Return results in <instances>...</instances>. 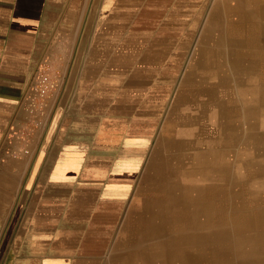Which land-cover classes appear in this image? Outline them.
I'll return each mask as SVG.
<instances>
[{
    "label": "crops",
    "instance_id": "1",
    "mask_svg": "<svg viewBox=\"0 0 264 264\" xmlns=\"http://www.w3.org/2000/svg\"><path fill=\"white\" fill-rule=\"evenodd\" d=\"M198 58L215 76L210 59L231 61L241 84L209 81L247 109L264 0H0V264H125L137 221L162 217L216 149L212 116L164 130ZM43 64L58 86L40 99ZM261 112L232 121L231 153L262 158Z\"/></svg>",
    "mask_w": 264,
    "mask_h": 264
},
{
    "label": "bare ground",
    "instance_id": "2",
    "mask_svg": "<svg viewBox=\"0 0 264 264\" xmlns=\"http://www.w3.org/2000/svg\"><path fill=\"white\" fill-rule=\"evenodd\" d=\"M203 61L198 58L191 62L166 131H174L181 122L189 126L183 132L202 133L208 124L205 118L212 116L218 134L214 140L216 149L201 148L196 154L192 174L185 175L181 199L163 203L162 217L137 221L130 240L132 252L129 259L122 261L125 264H264V134L255 139L254 125L249 123L253 126L249 144L262 150V158L258 159L231 153V144L241 138L226 137L233 120L250 119L264 109V72L243 71L253 81L250 88L255 99L245 109L237 106L238 97L227 102L224 91L213 87L209 78L214 73L208 75ZM209 61L214 69L227 68L216 71V83L228 84L231 79L242 83L243 75L229 59ZM234 127L242 130L239 125ZM236 165L243 166L244 171H237ZM193 174L199 178L189 179ZM254 180L258 184L253 186Z\"/></svg>",
    "mask_w": 264,
    "mask_h": 264
},
{
    "label": "built area",
    "instance_id": "3",
    "mask_svg": "<svg viewBox=\"0 0 264 264\" xmlns=\"http://www.w3.org/2000/svg\"><path fill=\"white\" fill-rule=\"evenodd\" d=\"M58 86V82L51 76L49 72V65L43 64L36 72L32 89L37 92L40 99L47 96L49 93L54 91Z\"/></svg>",
    "mask_w": 264,
    "mask_h": 264
},
{
    "label": "rangeland",
    "instance_id": "4",
    "mask_svg": "<svg viewBox=\"0 0 264 264\" xmlns=\"http://www.w3.org/2000/svg\"><path fill=\"white\" fill-rule=\"evenodd\" d=\"M263 122H264V119H263ZM166 124H167V121H166ZM165 124V127H167V125ZM166 128H164V130H165Z\"/></svg>",
    "mask_w": 264,
    "mask_h": 264
}]
</instances>
